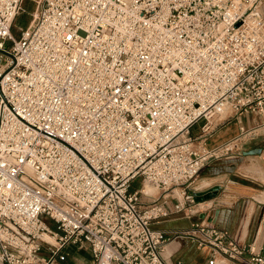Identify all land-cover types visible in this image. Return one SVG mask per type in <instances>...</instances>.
I'll return each mask as SVG.
<instances>
[{
    "label": "built area",
    "instance_id": "1",
    "mask_svg": "<svg viewBox=\"0 0 264 264\" xmlns=\"http://www.w3.org/2000/svg\"><path fill=\"white\" fill-rule=\"evenodd\" d=\"M36 1L15 37L25 1L0 0V264H56L71 245L93 264H170L176 237L208 264H264L215 224L153 227L189 214L202 168L252 136L209 146L215 118L264 112L263 1Z\"/></svg>",
    "mask_w": 264,
    "mask_h": 264
},
{
    "label": "crops",
    "instance_id": "2",
    "mask_svg": "<svg viewBox=\"0 0 264 264\" xmlns=\"http://www.w3.org/2000/svg\"><path fill=\"white\" fill-rule=\"evenodd\" d=\"M260 9L264 15V1ZM215 123L209 146L237 136L242 127L253 133L239 150L213 159L202 168L187 189V193L194 196V202L186 204L189 214L174 213L154 222L153 227L172 231L202 220L227 232L239 245L264 252V112H249L226 120L215 118ZM194 128L192 134H199L200 129L195 131ZM152 192L158 193L157 190ZM173 196L170 204L177 202L176 195ZM143 200L146 202L149 198L144 196ZM74 247L66 248L68 255ZM163 256L170 264H208L215 254L208 247L199 248L189 238L176 237L166 245ZM90 258L93 264L91 252ZM217 259L219 264H224L222 258ZM65 260L59 262L71 264Z\"/></svg>",
    "mask_w": 264,
    "mask_h": 264
},
{
    "label": "rangeland",
    "instance_id": "3",
    "mask_svg": "<svg viewBox=\"0 0 264 264\" xmlns=\"http://www.w3.org/2000/svg\"><path fill=\"white\" fill-rule=\"evenodd\" d=\"M24 5L23 8L26 10H21V13L17 16L14 25H13V34L15 37H20L22 36V30L24 28H27L32 20L34 19V16L31 15V12H35V8L37 6V1L36 0H24ZM41 1V0H40ZM264 1V0H262ZM26 30V29H25ZM199 125H196L194 130L196 131L199 127ZM143 180L138 178L133 182L132 188L135 189L139 187V185H142ZM146 187H151L150 185L146 184ZM156 192V189L152 188ZM174 192H178V196L182 199V195H180L181 190L176 189ZM49 223H53L52 221H49ZM51 225V224H50ZM53 228V225H51ZM67 260L71 262V264H90L91 258H90V250L86 247L78 248L77 246L74 248H70V254L67 257ZM56 264H61L59 261L56 262Z\"/></svg>",
    "mask_w": 264,
    "mask_h": 264
},
{
    "label": "bare ground",
    "instance_id": "4",
    "mask_svg": "<svg viewBox=\"0 0 264 264\" xmlns=\"http://www.w3.org/2000/svg\"><path fill=\"white\" fill-rule=\"evenodd\" d=\"M147 191H153L151 187H146ZM45 239L48 240L49 242L55 243V239L52 236H45Z\"/></svg>",
    "mask_w": 264,
    "mask_h": 264
},
{
    "label": "trees",
    "instance_id": "5",
    "mask_svg": "<svg viewBox=\"0 0 264 264\" xmlns=\"http://www.w3.org/2000/svg\"><path fill=\"white\" fill-rule=\"evenodd\" d=\"M65 261H67V259Z\"/></svg>",
    "mask_w": 264,
    "mask_h": 264
}]
</instances>
